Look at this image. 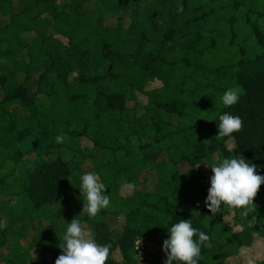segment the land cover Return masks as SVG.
Here are the masks:
<instances>
[{"label":"trees","instance_id":"16d2710c","mask_svg":"<svg viewBox=\"0 0 264 264\" xmlns=\"http://www.w3.org/2000/svg\"><path fill=\"white\" fill-rule=\"evenodd\" d=\"M58 2L0 0L9 18L0 25V264H33L32 252L55 264L67 228L44 238L39 226L54 207L66 209L65 227L76 218L98 245H111L106 264H134L139 239L163 251L160 239L180 219L198 230L195 241L204 232L216 247L227 235L238 249L264 239V222L236 233L223 210L212 215L204 204L195 217L187 208L206 200L213 175L193 167L242 155L264 176V0H169V16L158 24L118 16L127 0ZM154 82L161 86L148 91ZM234 87L243 92L225 107L221 98ZM225 112L243 126L234 139L217 140ZM82 139L92 146L83 148ZM89 172L110 195L95 218L80 215V176ZM124 181L135 184L125 198ZM262 198L264 184L253 203ZM231 211L244 217V209ZM120 219L125 225L114 234ZM29 234L34 243L22 255ZM214 251L201 245L198 264H210ZM156 259L148 254L149 264L166 261Z\"/></svg>","mask_w":264,"mask_h":264},{"label":"clouds","instance_id":"9594fccd","mask_svg":"<svg viewBox=\"0 0 264 264\" xmlns=\"http://www.w3.org/2000/svg\"><path fill=\"white\" fill-rule=\"evenodd\" d=\"M178 11H183L182 5L179 6ZM242 92L243 89L239 87L229 88L221 98L222 104L225 107L235 105ZM242 126L243 121L239 116L225 112L219 116L218 135L215 138L217 140L234 139L232 134L239 132ZM64 140L63 133L56 137L57 143H63ZM229 149L235 150L237 145L230 144ZM212 155L215 157L220 154L213 153ZM206 167H210L213 173L205 200V205L212 215L224 210L225 207L229 210L244 209L240 213L244 217H248L249 214L256 211L257 206L253 201L257 197L261 184H264V176L257 174V165L248 162L242 155H234L231 158H222L219 164ZM80 180L79 190L81 196L84 197L80 215L87 214L89 218H95L101 209L109 206L110 195L105 194L107 187L98 182L99 178L95 173H85L80 176ZM122 187L128 192H132L135 189V184L124 181ZM67 224L66 232L58 244L62 254L57 257L55 264H106L111 245H98L91 234L82 227L80 220L76 218ZM256 224L257 216L252 215L249 226ZM197 232L198 230L193 228L191 220L180 219L178 223L173 224L168 230L169 238L163 242L162 250L167 256L164 264H175V262L198 264L197 258L201 255V245L207 248H211L212 245L206 243L209 241V236L204 232H199V241H195L193 237ZM141 244L142 240L139 247ZM241 255L248 256V253L242 252ZM137 259L140 264L142 253L137 255ZM247 264H254V261L248 258Z\"/></svg>","mask_w":264,"mask_h":264},{"label":"rangeland","instance_id":"374dc122","mask_svg":"<svg viewBox=\"0 0 264 264\" xmlns=\"http://www.w3.org/2000/svg\"><path fill=\"white\" fill-rule=\"evenodd\" d=\"M168 1L169 0H146L144 2V1H140V0H127L126 9L123 10V13L119 12L118 16H124V19L129 20V21H130V19H134V18L136 19V18L141 17V16H144V18H145L147 16V17H149L150 20H153L156 24H158L159 22H161V20L166 19V17L169 16L170 8L168 5H166V2H168ZM58 4L63 6V7H66L69 4V2H68V0H59ZM16 7H17V9L14 8V11L16 13L23 11V7L19 8L18 5ZM7 24H9V18L5 17L3 15V11L0 10V25L1 26H7ZM60 39L62 40V42L65 45H68L67 39H63V38H60ZM160 86H161L160 83L154 82V83L150 84V86L148 87V91H150L151 89L158 88ZM137 96H138V99L141 103L147 104V97L145 95L138 94ZM82 144H83V148L92 146V144L87 139H82ZM230 144H232V143H229L228 145H230ZM67 156L72 157V154L71 153L67 154ZM72 158H74L75 161H77V162L82 161V157L79 154H76ZM193 168L195 170H197L199 168L201 170V173L205 176V178L206 179L209 178V175H210L209 168H207V167H193ZM188 169L190 170V167L184 168L183 172L187 171ZM199 192H200V190H198V193ZM129 193H131V192H128L123 187L120 188L119 194L121 197L125 198L126 196L129 195ZM204 204H205V199L200 198V199H197L194 204L188 205L187 208H188V210L192 211V213L195 217H198L200 215L201 208L204 206ZM254 205L257 206L256 211H253L251 214H249V216L247 218L241 217L239 220L235 219V214H233V211L226 210L227 208L225 207L223 210L224 211V216H223L224 222L228 223L231 226H234L237 231L244 230L245 227L249 226V220H251L252 215H256L257 220H259V222L263 223L264 222V198H262V200L260 202H255ZM64 210H66V209L54 207L51 210H46L44 212L42 219L39 221V226L41 227L42 236L44 238H50L53 235V233L56 234V228L58 229V226L63 228V230L65 231V228H67V227H65V224L63 222L64 219H62L64 217V215L66 214ZM124 223H125L124 219H120L116 225H113L111 227L112 232H114V234H117L118 232H120L121 226L125 225ZM37 227H38V223L35 224L34 228H37ZM28 231L34 233V230H32V229L27 230L26 232H28ZM89 233L91 234V237L93 238V233L92 232H89ZM25 237L26 238L21 240L22 241L21 242L22 248H20V250H19V253L22 255H25L26 253H28V251L30 250L31 246L34 243L33 239H32V237H33L32 234L26 235ZM164 239L161 238L160 242H164ZM255 239H257L256 240L257 244H255V247L259 245L258 242H261V241L264 242L263 238L255 237ZM260 246L261 247H259V249H255V250L257 251V255H258L257 257H260L259 259H263L264 258V248L262 245H260ZM229 247H230V245L228 246V249H229ZM4 251H5V256H7L10 253V250H7V251L4 250ZM245 251H247V250H245ZM10 254H12V252ZM148 254L150 255V258L152 255H154V256L156 255L159 260L163 259V252L153 248V246L148 247ZM22 255H20V256H22ZM24 257H26V256H24ZM44 259H47V258L40 256V255L36 254L35 252H32L31 261L35 260L33 264H48V263L53 264L50 261H46ZM113 259L117 260V261L121 260V257H120L118 252H116L113 255ZM156 262L157 261H154L153 263H156ZM1 264H3V263H1Z\"/></svg>","mask_w":264,"mask_h":264},{"label":"crops","instance_id":"0c3cea01","mask_svg":"<svg viewBox=\"0 0 264 264\" xmlns=\"http://www.w3.org/2000/svg\"><path fill=\"white\" fill-rule=\"evenodd\" d=\"M235 232L238 233L240 231L235 230ZM227 236L228 237H226L225 239H222V241L219 243V245L217 247H216V244H215V246L213 245L211 247L215 251L211 252L207 255L206 260L208 261V263L220 264V262H222L223 264H247L248 258H251L254 261V264H261L262 262H264V258L259 259L260 257H257L258 256L257 251L255 250V249H259V247H261L260 245H262L264 248V242L263 241L258 242L259 245L255 247V244H257L256 243L257 239H254V243L251 247L238 249L235 244L234 245L231 244L230 240H228L230 238V236L229 235H227ZM229 245H230V247L228 249ZM221 247H223V249H221V251L219 252V249ZM245 250H247V251H245ZM242 252H247L248 256L241 255ZM227 255H228V257L225 259V257ZM156 258L158 259L157 256H156ZM157 259L155 261H163L164 259L165 260L167 259V256L163 252V259H160V260L159 259L157 260Z\"/></svg>","mask_w":264,"mask_h":264},{"label":"built area","instance_id":"2783aa9c","mask_svg":"<svg viewBox=\"0 0 264 264\" xmlns=\"http://www.w3.org/2000/svg\"><path fill=\"white\" fill-rule=\"evenodd\" d=\"M141 239L137 240L135 243V263L134 264H139V261L137 259V255H140L142 253V259L140 261V264H149L148 263V247L147 244L142 240V244L139 247ZM139 247V250L136 255L137 248Z\"/></svg>","mask_w":264,"mask_h":264}]
</instances>
